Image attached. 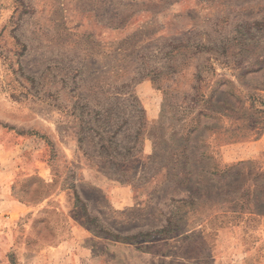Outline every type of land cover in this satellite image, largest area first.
Masks as SVG:
<instances>
[{"label":"rangeland","instance_id":"1","mask_svg":"<svg viewBox=\"0 0 264 264\" xmlns=\"http://www.w3.org/2000/svg\"><path fill=\"white\" fill-rule=\"evenodd\" d=\"M0 170V264H264V0H0Z\"/></svg>","mask_w":264,"mask_h":264},{"label":"crops","instance_id":"2","mask_svg":"<svg viewBox=\"0 0 264 264\" xmlns=\"http://www.w3.org/2000/svg\"><path fill=\"white\" fill-rule=\"evenodd\" d=\"M11 183V180L8 179V176L5 174V172L0 170V216L3 214H10V218L14 214L17 215V213L20 212V208H14V206H17L13 203V200H9L11 197L8 195V193ZM8 196L10 198H8Z\"/></svg>","mask_w":264,"mask_h":264}]
</instances>
